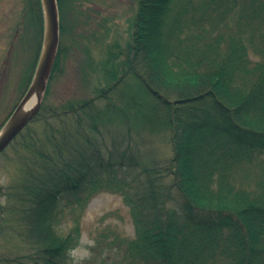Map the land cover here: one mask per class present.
I'll return each mask as SVG.
<instances>
[{
	"label": "trees",
	"instance_id": "1",
	"mask_svg": "<svg viewBox=\"0 0 264 264\" xmlns=\"http://www.w3.org/2000/svg\"><path fill=\"white\" fill-rule=\"evenodd\" d=\"M105 1L57 0L41 108L0 155L14 171L0 184V264H73L101 192L122 197L134 236L99 234L86 264H264V0H114L130 15L126 38L79 42L88 22L75 15ZM22 3L10 45L27 17L31 82L44 17L40 0ZM97 46L102 58L84 68L95 96L51 105L67 54ZM112 127L129 140L161 134L170 154L156 160L155 142L122 148Z\"/></svg>",
	"mask_w": 264,
	"mask_h": 264
},
{
	"label": "rangeland",
	"instance_id": "2",
	"mask_svg": "<svg viewBox=\"0 0 264 264\" xmlns=\"http://www.w3.org/2000/svg\"><path fill=\"white\" fill-rule=\"evenodd\" d=\"M22 1L0 0V129L5 125L10 113L21 99V94L25 89L28 78V70L31 65L30 60L33 57L34 41H31L33 34L28 29L29 24L26 23L28 21L27 17H21L24 22L23 37L18 36L13 42V44L17 45L16 48L10 45L14 24L16 19L19 18L23 6ZM100 3L84 4L83 10L88 16L75 15L78 22L83 20L88 22L87 26L81 24L76 31V34L79 36L78 40L80 39L79 42L82 40L92 41L102 36V46H104L113 40L126 38L124 30L127 28V21L130 15L123 13L120 9L121 7L119 8L114 3V0H106L105 3ZM73 22L76 24V19L74 20L73 18ZM84 48L75 47L62 61L60 74H58L51 84L52 90L49 96V103L51 105H60L73 99L93 98L95 96L94 88L97 84L96 80L92 76L87 81L84 78V68L87 62L89 63L91 60L97 62L99 58H102L101 54L103 53L100 52L99 46L94 48V51L89 47L87 49ZM87 50H90V52ZM95 62L93 63L94 65ZM34 74L35 67L31 74L32 78ZM27 82L29 84L30 80ZM113 128H107L106 131L113 134L110 137L117 141L116 144H122V148H125L128 143L133 145L135 142H141L139 146L142 147L143 142H155L157 145L154 152H158L155 155L156 160H163L170 154L169 148L163 142L161 134L155 135L145 132L139 136L136 133H132L129 135V140L125 129ZM113 130H116V132H113ZM105 142L108 146H112L108 138ZM4 163L6 165H2L0 162V184L6 185L10 182L14 171L5 160ZM80 225V242L71 253L73 264L87 263V260L93 254L91 248L95 246V241L99 234H108L113 230L119 231L129 238L134 236V227L129 209L118 194L107 192L96 194L87 204L84 214L80 219ZM70 227L71 224L69 223L65 225L66 230Z\"/></svg>",
	"mask_w": 264,
	"mask_h": 264
},
{
	"label": "water",
	"instance_id": "3",
	"mask_svg": "<svg viewBox=\"0 0 264 264\" xmlns=\"http://www.w3.org/2000/svg\"><path fill=\"white\" fill-rule=\"evenodd\" d=\"M44 14V37L41 54L32 82L25 95L0 131V153L3 152L17 135L30 123L40 110L59 44V14L56 0H41ZM36 94L37 102L26 110L28 100Z\"/></svg>",
	"mask_w": 264,
	"mask_h": 264
},
{
	"label": "bare ground",
	"instance_id": "4",
	"mask_svg": "<svg viewBox=\"0 0 264 264\" xmlns=\"http://www.w3.org/2000/svg\"><path fill=\"white\" fill-rule=\"evenodd\" d=\"M36 102H37V96H36V94H34V95L28 100V102L26 103V105H25V109H26V110H29V109L33 108V106L36 104Z\"/></svg>",
	"mask_w": 264,
	"mask_h": 264
}]
</instances>
